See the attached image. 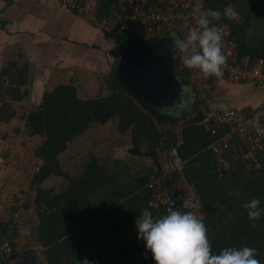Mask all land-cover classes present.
<instances>
[{"label": "trees", "instance_id": "obj_1", "mask_svg": "<svg viewBox=\"0 0 264 264\" xmlns=\"http://www.w3.org/2000/svg\"><path fill=\"white\" fill-rule=\"evenodd\" d=\"M226 6H231L239 19L222 18L212 23L228 27V40L237 58L247 65L264 59V0H202L201 8L223 12ZM94 9L99 17H110L117 11V2L95 0ZM146 35L153 38L159 34ZM113 38L122 46L127 42ZM191 72L181 66L176 54L173 73L188 83ZM8 74L9 67L4 66L0 70V90L9 92L15 100L22 99L25 94L17 84L25 80L14 76L6 84L4 79ZM212 79L213 76L207 78ZM75 83L73 80L57 83L44 91L37 105L20 114L27 133L42 137L36 148L41 164L32 174L29 189L35 191L33 240L42 247L46 264H155L145 243L138 239L135 220L145 208L154 217L167 214L148 205L150 191L146 183L162 171L159 154H167L171 147H175L183 160L182 175L199 202L196 210L183 212L202 215L213 253L225 247L248 246L257 249V259L264 264V213L253 227L247 210L242 207L256 198L264 208V155H260L261 166L252 168L233 145L222 153L229 168L219 175L214 171L219 157L208 148L214 135L207 126L209 122L202 121L204 111L198 110L188 117L176 131L166 126L165 117L116 80H108L106 88H98L93 95H80ZM3 99L0 97V101ZM9 107L8 102L0 104V120L13 116L16 110ZM112 118H117L120 131H130V153L151 159L156 167L141 172L114 158L113 167L108 168L104 161L91 157L81 173L71 177L61 168L58 154L88 125L102 124ZM174 122L176 119L170 118L169 123ZM52 174L67 179L59 191L41 186ZM173 175L176 176L175 172ZM237 189L241 192L239 197L235 195ZM23 205L26 207L28 200ZM9 225L8 221H0V232L6 234Z\"/></svg>", "mask_w": 264, "mask_h": 264}, {"label": "built area", "instance_id": "obj_2", "mask_svg": "<svg viewBox=\"0 0 264 264\" xmlns=\"http://www.w3.org/2000/svg\"><path fill=\"white\" fill-rule=\"evenodd\" d=\"M58 1L63 7L85 18L102 32L126 41L134 29L140 33L143 31L147 34L167 35L176 28L179 32L178 36L183 39L192 28L196 27L197 15L194 9L202 6V0H116V13L110 17H99L88 0ZM213 25L223 34L222 50L227 56L223 75L219 78L213 76V79L264 84V59L259 58L250 65L240 61L234 52L233 44L228 40V27L225 24ZM168 30L171 31L161 34ZM176 54L179 55L181 66H184L183 54L178 49ZM190 70L200 73L196 69ZM256 114H261L260 126L264 128V102L248 112L226 104L222 106L217 104L203 117L202 121L209 122L207 126L214 135L208 148L219 157L218 165L214 168L219 175L222 170L229 168V163L222 153L233 145L249 167L261 166L260 155H264V135H259L250 124ZM2 160L4 165L10 164L24 170V167L19 166L18 161L11 156H4ZM161 168L162 171L153 175L146 183L150 191L148 205L164 214L170 208L179 211L196 210L199 206L198 198L182 175L183 160L178 156L175 147L167 151V161L161 163ZM173 172L176 176H172ZM1 193H3L2 189H0ZM2 201L0 195V209L4 207ZM9 205L7 210H0V221H8L10 224L6 234L0 232V264H15L21 253L17 248L20 239L17 228L19 218L24 211L23 203L19 199L13 200Z\"/></svg>", "mask_w": 264, "mask_h": 264}, {"label": "crops", "instance_id": "obj_3", "mask_svg": "<svg viewBox=\"0 0 264 264\" xmlns=\"http://www.w3.org/2000/svg\"><path fill=\"white\" fill-rule=\"evenodd\" d=\"M123 48L58 0H0V70L9 67L6 84L14 76L23 78L25 83L17 86L24 96L36 98L34 103L59 82L87 77L89 83L97 81L98 88H106L108 80H116L113 74ZM89 83L86 90L93 87ZM218 84L225 91L216 102L219 106L250 109L264 102V84Z\"/></svg>", "mask_w": 264, "mask_h": 264}, {"label": "rangeland", "instance_id": "obj_4", "mask_svg": "<svg viewBox=\"0 0 264 264\" xmlns=\"http://www.w3.org/2000/svg\"><path fill=\"white\" fill-rule=\"evenodd\" d=\"M88 3L95 8V0L88 1ZM171 32L179 35L178 31ZM141 34L145 37H150L143 31ZM125 45L126 43L123 44V47ZM175 75L179 78L177 74ZM94 77L97 78V76ZM88 81L86 77V79H80L75 83L78 86L80 95H93L97 92L99 86L96 83L97 81H91L90 83L93 87H89L92 89L86 90ZM180 81L181 86L186 91L184 92V100L181 105L166 111H157L153 108L160 116L166 118V124L168 123L166 126L173 127L176 131L179 130L181 124L188 117L195 114L198 110L204 111V116H206L209 113L206 105L209 108L217 105L216 102L219 96L225 92L223 85L218 84V81L214 79L208 81L200 73L191 72L188 83L183 82L181 79ZM1 96L4 99L0 101V104L8 102L10 107L16 111L10 119L0 120V137L3 139V142L0 143V189L3 190V193L0 195L3 198L2 205L4 206L0 210H7L13 200L21 199L23 204L28 200V205L26 207L23 205L24 211L19 218V227L17 229L20 239L17 248L20 252L25 249H32V252L39 256L41 264H46L42 255V247L35 244L33 240L32 227L35 223L34 213L36 212L33 202L35 191L29 189L32 174L41 164V159L36 155V148L42 137L40 135L30 136L24 126V118L20 116L22 112L32 109L38 102L34 103L33 100L36 98L31 99L26 96L20 100H15L11 98L9 92L4 90H0ZM195 101L196 104H194ZM154 118H157L156 115ZM170 118L176 119V122L169 123ZM158 126L161 127V124H158ZM131 147L130 131H120L117 126V118H112L102 124L93 122L88 125L83 133L69 141L67 147L58 154V161L61 168L71 177L78 176L91 157L104 161L108 168L113 167L112 161L114 158L128 163L132 170L146 172L151 166L154 167L151 159L140 155H132L130 153ZM4 156H11L15 161H18L19 166L24 167V170H21L18 166L13 167L10 164L4 165L2 160ZM158 159L161 163L166 162L167 154H159ZM66 184L67 179L56 174L46 177L41 182L42 187L53 188V191H59ZM4 215L6 216V213ZM196 215L202 216L199 212Z\"/></svg>", "mask_w": 264, "mask_h": 264}, {"label": "clouds", "instance_id": "obj_5", "mask_svg": "<svg viewBox=\"0 0 264 264\" xmlns=\"http://www.w3.org/2000/svg\"><path fill=\"white\" fill-rule=\"evenodd\" d=\"M194 12L197 15L196 27L183 39L173 33L170 36L173 49L183 54L186 68L199 70L205 79L211 76L219 78L223 75L227 56L222 50L223 34L212 22L222 18L237 21L239 14L231 6H226L223 12L201 7L195 8ZM260 115H254L250 124L259 135H264ZM235 195H241L239 189ZM260 205L261 201L256 198L242 205L253 227L264 213ZM135 227L138 239L145 243L146 251L151 252L155 264H261L257 259V249L248 246L225 247L213 253L207 227L202 217L193 212L170 208L167 214L154 217L145 208L136 217Z\"/></svg>", "mask_w": 264, "mask_h": 264}, {"label": "water", "instance_id": "obj_6", "mask_svg": "<svg viewBox=\"0 0 264 264\" xmlns=\"http://www.w3.org/2000/svg\"><path fill=\"white\" fill-rule=\"evenodd\" d=\"M171 35L151 38L134 29L114 71L121 87L136 93L157 111L172 110L181 105L186 92L173 73L176 50Z\"/></svg>", "mask_w": 264, "mask_h": 264}, {"label": "flooded vegetation", "instance_id": "obj_7", "mask_svg": "<svg viewBox=\"0 0 264 264\" xmlns=\"http://www.w3.org/2000/svg\"><path fill=\"white\" fill-rule=\"evenodd\" d=\"M32 251V249H25L21 251L15 264H37V259L33 255Z\"/></svg>", "mask_w": 264, "mask_h": 264}]
</instances>
